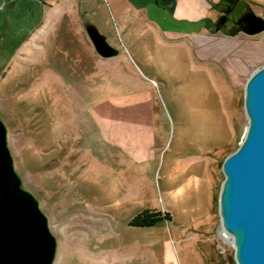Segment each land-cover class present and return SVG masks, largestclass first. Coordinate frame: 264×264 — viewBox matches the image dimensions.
Returning a JSON list of instances; mask_svg holds the SVG:
<instances>
[{
  "label": "rangeland",
  "instance_id": "obj_1",
  "mask_svg": "<svg viewBox=\"0 0 264 264\" xmlns=\"http://www.w3.org/2000/svg\"><path fill=\"white\" fill-rule=\"evenodd\" d=\"M230 1L203 32L152 6L153 25L122 15L129 32L118 0H0V120L56 240L52 264H237L219 235L222 163L245 136L264 32H214ZM235 6L264 18V0ZM87 24L117 57L97 55ZM141 213L156 223L132 225Z\"/></svg>",
  "mask_w": 264,
  "mask_h": 264
},
{
  "label": "water",
  "instance_id": "obj_2",
  "mask_svg": "<svg viewBox=\"0 0 264 264\" xmlns=\"http://www.w3.org/2000/svg\"><path fill=\"white\" fill-rule=\"evenodd\" d=\"M236 2L231 0L222 11L213 31L228 24V37L264 32V18L249 7L228 21ZM85 30L98 56L119 55L93 24ZM244 108L248 121L244 139L222 163L221 226L233 237L237 264H264V65L245 83ZM55 252L47 218L14 170L6 127L0 120V264H52Z\"/></svg>",
  "mask_w": 264,
  "mask_h": 264
},
{
  "label": "crops",
  "instance_id": "obj_3",
  "mask_svg": "<svg viewBox=\"0 0 264 264\" xmlns=\"http://www.w3.org/2000/svg\"><path fill=\"white\" fill-rule=\"evenodd\" d=\"M222 1L223 0H118L115 4L117 6V19L123 31H129L131 29L128 25L132 23L127 25L128 22L122 17L127 11L135 13V15H137L136 17H139L145 24H154V22H151L146 16L149 15L150 11L148 10V7L152 6L156 11H162L163 13L168 14L171 20L175 23L194 25L198 27L197 31L203 32L209 29V23L212 20V13L215 8L217 9L220 7ZM165 33L181 37L186 36V31H165ZM109 121L110 120H103L105 123H109ZM109 143L117 149L120 147V142H117V140L110 141Z\"/></svg>",
  "mask_w": 264,
  "mask_h": 264
},
{
  "label": "trees",
  "instance_id": "obj_4",
  "mask_svg": "<svg viewBox=\"0 0 264 264\" xmlns=\"http://www.w3.org/2000/svg\"><path fill=\"white\" fill-rule=\"evenodd\" d=\"M146 213H141L132 220V225L150 227L156 223V219L145 218Z\"/></svg>",
  "mask_w": 264,
  "mask_h": 264
},
{
  "label": "bare ground",
  "instance_id": "obj_5",
  "mask_svg": "<svg viewBox=\"0 0 264 264\" xmlns=\"http://www.w3.org/2000/svg\"><path fill=\"white\" fill-rule=\"evenodd\" d=\"M219 235H220V237H221L222 239H224L225 241H226L227 239H230V240L233 241V237H232V235H230L228 232H226V231L223 229L222 226H221V231L219 232Z\"/></svg>",
  "mask_w": 264,
  "mask_h": 264
},
{
  "label": "flooded vegetation",
  "instance_id": "obj_6",
  "mask_svg": "<svg viewBox=\"0 0 264 264\" xmlns=\"http://www.w3.org/2000/svg\"><path fill=\"white\" fill-rule=\"evenodd\" d=\"M229 4H230V3H229ZM228 6H229V5H228ZM228 6L224 7V9L227 8ZM230 6H231V5H230ZM235 7H236V6H234V8L232 9V11L227 15V19H228V21L232 20L233 18H235V17H237V16L239 15V14H238V15H232L233 11L235 10ZM226 25H227V24H226ZM226 25L223 26L222 29H225Z\"/></svg>",
  "mask_w": 264,
  "mask_h": 264
}]
</instances>
